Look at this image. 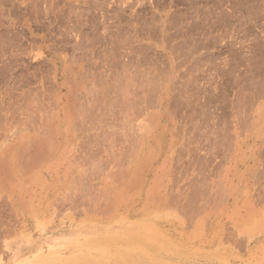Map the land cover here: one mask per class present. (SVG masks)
<instances>
[{
    "label": "rangeland",
    "instance_id": "374dc122",
    "mask_svg": "<svg viewBox=\"0 0 264 264\" xmlns=\"http://www.w3.org/2000/svg\"><path fill=\"white\" fill-rule=\"evenodd\" d=\"M219 1L0 0V109L34 101L38 120L0 148V264H264V56L248 104L223 100L228 42L260 44L264 19Z\"/></svg>",
    "mask_w": 264,
    "mask_h": 264
},
{
    "label": "bare ground",
    "instance_id": "6f19581e",
    "mask_svg": "<svg viewBox=\"0 0 264 264\" xmlns=\"http://www.w3.org/2000/svg\"><path fill=\"white\" fill-rule=\"evenodd\" d=\"M7 1H9V0H7ZM214 1H217V0H214ZM219 1V0H218ZM222 1V0H221ZM232 1V0H231ZM230 1V2H231ZM234 1V0H233ZM237 1H239V0H237ZM253 1V4H254V2H255V5H252V2ZM256 1H258V0H244V1H242L241 3H239V8H240V10H245V12H244V14L245 13H247V15L248 14H250V15H248V17L249 16H258V14H259V16H260V19L261 20H263L264 19V17L263 18H261L263 15H262V13L264 12V0H262L261 1V5H260V3H258L260 6H259V8L261 9V11L259 12V13H257V14H255V12H257L256 11V9H257V2ZM34 2V1H33ZM220 2V1H219ZM227 2V1H226ZM236 1H234L233 3H235ZM258 2H260V1H258ZM216 3H218V2H216ZM219 4H221V3H218V5ZM231 4H232V2H231ZM237 4V5H236ZM236 4H234L235 6H237V8H238V2L236 3ZM33 5V4H32ZM217 5V4H216ZM216 5H214V6H216ZM233 5V4H232ZM231 5V7L232 8H235V6H232ZM214 6H213V8H214ZM230 6V5H229ZM256 6V8H254V7ZM219 7H221V6H219ZM229 8V7H227L228 9H232V8ZM237 8H235L236 10H237ZM238 8V9H239ZM257 9L258 11L260 10V9ZM2 9V8H1ZM220 9V8H219ZM235 9H234V11H235ZM255 9V12H254V14H252V12H253V10ZM227 10V9H226ZM239 10V11H240ZM230 11V10H229ZM232 11V10H231ZM230 11V12H231ZM238 11V10H237ZM238 11V12H239ZM215 12V11H214ZM228 12V11H227ZM241 12V11H240ZM239 12V13H240ZM242 12V13H243ZM216 13V12H215ZM215 13H214V15H215ZM221 13L222 12H220V15H221ZM224 13H226V11H224ZM229 13V12H228ZM234 13H236V12H234ZM234 13H232L233 15H228V16H235L234 15ZM230 14V13H229ZM241 14V13H240ZM219 15V16H220ZM246 15V14H245ZM245 15H241L240 17L242 18V20H244V23H245V21H247V22H249L248 20H245L246 19V17H245ZM246 15V16H247ZM218 16V15H217ZM224 16V15H223ZM256 16V17H257ZM258 16V17H259ZM224 17H226V20H227V23L229 22L228 20L230 19L229 17H227L226 15L224 16ZM237 18V21H238V24L237 23H235V22H237V21H235V19L233 20V22H231V27H233L232 26V24H237L238 26H239V29H241V25H244L245 26V24L243 23V21L242 20H240L241 18ZM243 17H245V19H243ZM258 17L257 18H255L256 20L258 19ZM2 18V17H1ZM221 18H222V15H221ZM227 18H229V19H227ZM220 19V18H219ZM247 19H250V22L249 23H251L252 21L251 20H253L252 18H247ZM223 20H224V18H223ZM225 20V21H226ZM232 20V19H231ZM256 20H254L253 22L255 23V22H257L258 23V21H256ZM259 20V19H258ZM261 20H259V23H260V21ZM224 21V22H225ZM235 21V22H234ZM241 21H242V23H241ZM220 22V21H219ZM261 22H263V21H261ZM217 23V22H216ZM221 23V22H220ZM253 23V24H254ZM256 23V24H257ZM258 23V24H259ZM168 24V23H167ZM225 24H226V22H225ZM229 24H230V22H229ZM148 25V24H147ZM150 25V24H149ZM152 26V25H151ZM154 26V25H153ZM228 26V24L226 25V28H229V26ZM238 26H237V28H238ZM247 26H248V24H247ZM250 26H251V24H250ZM255 27H257L258 25H254ZM243 27V26H242ZM246 27V26H245ZM144 28V30H145V27H143ZM153 28V27H152ZM244 28V27H243ZM257 28H259V31H261V34H262V36H260L259 38H261L262 40H259L258 39V36H259V34L257 33L256 35H253V37H251V35L253 34H251V35H249L250 33H247V35L248 36H250V38H254V36L256 37L255 39H253V40H256L257 42H260V44L258 43V44H251L250 45V41H249V46L247 47V48H243L242 47V49L239 51V52H237V51H235L234 50V48H233V45L234 44H232L231 42H228L229 44H227L228 45V54H229V61L227 62V65H228V69H227V71H226V76H227V81H226V86L228 87V88H230L231 86H233V87H235L236 88V90H235V92L233 93H231L230 95H229V98H225V97H223L224 99L223 100H226L227 101V106H229V105H233V103H237V104H242V102H243V105L245 104V103H247V102H245V101H243L244 100V92H245V90L246 89H248V87L252 84V86H250V87H253V88H256V86L254 85V82H255V84L256 85H258L259 86V84L258 83H260V79L262 78V77H260V79L259 80H257L259 77H258V71H257V69L255 70V68H257V67H259V71H260V69H261V71H260V73L262 72L263 74H264V72H263V70H262V68L264 67H262V68H260L261 66H257V67H255V65H254V63H257L256 65H259L258 64V62L260 63V61H259V59H258V57L261 59L262 58V56H264V51L262 52V51H260V47H262V49H264V22L263 23H261V25H259V27H257ZM141 29V28H140ZM229 29H231V30H233L232 28H229ZM238 29V30H239ZM245 29H247V28H245ZM244 30V29H243ZM248 30V29H247ZM227 31H228V29H227ZM235 31H236V28H235ZM240 32H241V30H239ZM251 31H255V30H252L251 29ZM258 31V30H257ZM244 32H246L245 30L244 31H242L241 32V34L242 33H244ZM248 32V31H247ZM228 33V32H227ZM233 33V32H232ZM237 33H239V32H237ZM236 33V34H237ZM1 34V33H0ZM229 34V33H228ZM245 34V33H244ZM155 35V34H154ZM233 35V34H232ZM247 35H244V38L246 39V37H247ZM153 36V35H152ZM228 36H231V35H228ZM246 36V37H245ZM165 38H166V36H165ZM230 38V37H229ZM233 38V37H232ZM243 38V37H242ZM249 38V39H250ZM231 39V38H230ZM258 39V40H257ZM247 40V39H246ZM252 40V39H251ZM166 41V40H165ZM229 41H231V40H229ZM254 42L253 41V43H257V42ZM167 42V41H166ZM239 43H241V42H239ZM248 43V42H247ZM252 43V42H251ZM241 44H244V43H241ZM261 44H263L262 46H261ZM1 46V45H0ZM241 46V45H240ZM260 46V47H259ZM130 47H132V46H130ZM180 47V46H179ZM259 48V50H256L257 48ZM142 48V47H141ZM176 49H177V47H176ZM8 50H10V49H8ZM134 50V49H133ZM180 50V49H179ZM7 51V50H6ZM183 51V50H182ZM132 52V51H131ZM121 53H124V52H121ZM130 53V52H129ZM4 54V53H3ZM180 54V53H179ZM182 54V53H181ZM239 54H241V56H243V57H240V55ZM243 54V55H242ZM12 55V54H11ZM118 55H120L121 56V54H118ZM184 55V54H183ZM3 56V55H2ZM10 56V55H9ZM126 57V55H123V57ZM116 57H119V56H116ZM129 58V57H128ZM131 58V57H130ZM186 58H187V56H186ZM189 58V57H188ZM236 58H237V60H236ZM264 58V57H263ZM122 59V58H121ZM182 59V58H181ZM118 60H119V58H118ZM124 60V59H123ZM122 60V61H123ZM126 60V59H125ZM186 60V59H185ZM255 60H257L258 62H254ZM128 61V60H127ZM262 61H263V59H262ZM117 65L118 64H120V66H122L121 64L122 63H119V62H115ZM263 63V62H262ZM261 64V63H260ZM6 66V65H5ZM239 68V69H238ZM150 70V69H149ZM162 70V69H161ZM161 70H160V73H162L161 72ZM163 71V70H162ZM169 71V70H168ZM256 71V72H255ZM3 72V71H2ZM147 72H148V70H147ZM146 72V73H147ZM258 72V73H257ZM145 73V74H146ZM159 73V72H158ZM145 74H143V75H145ZM157 74V73H156ZM256 74H258V75H256ZM263 74H261L260 76H262ZM147 75V74H146ZM159 74H157L156 75V77L158 78V80H160L159 79V76H158ZM139 76V75H138ZM258 78H257V77ZM144 77V76H143ZM150 77V76H149ZM149 77H147V76H145V78H148L149 79ZM153 76H151V78H152ZM154 77H155V74H154ZM154 77H153V81L154 80H156L155 82H158L157 81V78L156 79H154ZM254 77L255 78H257L256 80L254 79ZM144 78V80L146 81V79ZM150 78V79H151ZM147 79V81H150V80H148ZM137 80V79H136ZM139 80V79H138ZM142 79H140V81H141ZM162 80V79H161ZM145 81H144V83L143 84H145ZM146 81V82H147ZM164 81V80H163ZM258 81V83H256ZM262 81V80H261ZM141 82H143V80L141 81ZM151 82V81H150ZM154 82V85L156 84V86H154L153 87V84L151 85L153 88H155L156 89V93L158 92V88L157 87H159V85H160V82L159 83H155ZM153 83V82H152ZM164 83V82H163ZM163 83H161V85H165V84H163ZM138 84L139 85H143L142 83H140V82H138L137 83V86H138ZM149 84V82L147 83V85ZM151 84V83H150ZM150 84H149V86H150ZM157 84H158V86H157ZM173 85H175V83L173 82ZM254 85V86H253ZM261 85H263V84H261L260 83V86ZM141 86H138V88H140ZM145 87H146V84L144 85ZM150 86V88H151V92L152 91H154L155 92V89L154 90H152L153 88ZM257 86V88H260V87H258ZM9 87V86H8ZM12 87H13V85H12ZM115 87V86H114ZM121 87V86H120ZM128 87V86H127ZM161 87V86H160ZM165 87H167V86H164V88ZM195 87V86H194ZM118 88V87H117ZM124 88V87H123ZM137 88V87H136ZM133 89L134 91H138L139 89ZM176 89L177 90V88L176 87H172V89ZM116 89V88H115ZM132 89V88H131ZM140 89H142V88H140ZM145 89H148V87L147 88H145ZM161 89V88H160ZM263 86H262V91H263ZM117 90H119V88L117 89ZM132 90V91H133ZM143 90H144V88H143ZM150 90V89H149ZM147 91L149 94H150V91ZM162 90V89H161ZM250 90H253V89H250ZM255 91H253V93L257 96V95H259V96H262V95H260V94H262L261 93V90L260 89H254ZM8 91V90H7ZM120 91V90H119ZM132 91H131V93H130V90H129V93L130 94H128V98H129V95H131V94H133L132 93ZM140 91H142V90H140ZM170 91H171V88H170ZM169 91V92H170ZM173 91V90H172ZM127 92H128V90H127ZM139 92V91H138ZM137 92V93H138ZM145 92H146V90H145ZM174 92V91H173ZM173 92H172V95H173ZM1 93H2V91H1ZM114 93H115V91H114ZM117 93V92H116ZM119 93H121V91L119 92ZM126 93V92H125ZM135 93V95L132 97V96H130L131 98V100L127 103V104H132L133 102H134V100L136 101V100H145L146 98H148V97H146L145 98V94H144V99H142V97L138 94V96L139 97H141V98H139L136 94V92H134ZM140 94L142 93V92H139ZM160 92H158V94H159ZM164 93V92H163ZM199 93V92H198ZM12 94V93H11ZM24 94V93H23ZM153 94V93H152ZM170 94V93H169ZM175 94V93H174ZM1 95V94H0ZM25 95V94H24ZM125 95V94H124ZM176 95V94H175ZM175 95H173V96H175ZM244 95V96H243ZM135 96H137L139 99H137ZM173 96L171 97V98H173ZM177 96V95H176ZM231 96V97H230ZM252 95H250V97H251ZM259 96H257V98L259 97ZM22 97H24V96H22ZM78 97V96H77ZM80 97V96H79ZM134 97H135V99H134ZM197 97H199L198 95H197ZM249 97V98H250ZM121 98V97H120ZM163 98H164V96H163ZM162 97H161V100H160V98H159V100H160V102L159 103H157V106L160 108V107H162V105H163V103H164V100H165V98H166V96H165V98L163 99ZM189 98H190V96H189ZM189 98L188 99H185V100H188V102H191V103H193V101H189ZM192 98V97H191ZM221 98V97H220ZM27 99V98H26ZM78 99V98H77ZM126 99H127V95H126ZM134 99V100H133ZM167 99V98H166ZM170 99V98H169ZM168 99V103L169 102H171L170 100ZM179 99V98H178ZM194 99H195V97H194ZM228 99V100H227ZM79 100V99H78ZM110 100V99H109ZM108 100V101H109ZM120 100V99H119ZM132 100H133V102H132ZM147 100V99H146ZM152 100V99H151ZM200 100V99H199ZM25 101V100H24ZM111 101H115V99L114 100H111ZM111 101H109V106L111 105ZM117 102H118V98H117V100H116ZM121 101V100H120ZM120 101H119V103H118V105H117V107L116 108H119V106L120 107H122L124 104H126V103H123L122 101H121V103H123L122 104V106H121V103H120ZM126 102L128 101V100H125ZM174 101H177L176 99H174ZM179 101H180V99H179ZM197 101V100H196ZM214 101V100H213ZM225 101V102H226ZM23 102V101H22ZM142 102V101H141ZM181 102V101H180ZM187 102V103H188ZM249 102V101H248ZM250 102H251V100H250ZM249 102V103H250ZM167 103V104H168ZM174 103V102H173ZM182 103V102H181ZM180 103V104H181ZM200 103V102H199ZM198 103V104H199ZM3 104V103H2ZM120 104V105H119ZM159 104V105H158ZM183 104V103H182ZM190 104V103H189ZM197 104V103H196ZM248 104V103H247ZM132 105H134L135 106V102L132 104ZM169 105V104H168ZM168 105H166V106H168ZM203 105H205L204 103H203ZM250 105H252V104H250ZM11 106V105H10ZM129 106H131V105H129ZM165 106V105H164ZM165 106V108H167ZM182 106V105H181ZM194 107H196L197 105H195V102H194V105H193ZM193 106L191 105V107H192V109H193ZM12 107V106H11ZM124 107V106H123ZM121 108V110L124 112V110L123 109H127L128 108V105H127V108L126 107H124V108ZM169 107V106H168ZM198 107V106H197ZM200 107H201V105H200ZM205 107V106H204ZM0 108H3V106L2 107H0ZM8 108H10V107H8ZM5 109V107H4V109H0V121H3V120H5V121H7V122H9L10 120H13V116L16 114V115H18V117H19V119L17 118V117H15L14 119H18V120H13V122L15 121H17L16 122V125L14 126L13 125V127H11L10 128V131H8V132H6V133H3V134H1V136H0V148H1V146H2V143H3V141H4V139H7L8 138V136L9 135H11V134H14L16 131H23V132H27V130H28V128H32L33 126H34V128H36V124H38L37 122H38V120H35V112L37 111L36 110V105H35V103H34V101H31V102H29V101H27V102H23L22 103V106L21 105H19L18 106V108H17V111H14L12 108L11 109ZM111 108V107H110ZM189 108V107H188ZM211 108V107H210ZM15 109V108H14ZM41 109H45L44 107H41ZM40 109V110H41ZM65 109V108H64ZM63 109V110H64ZM140 109V108H139ZM138 109V110H139ZM143 109V108H142ZM142 109H140V110H142ZM168 109V108H167ZM62 110V111H63ZM111 110H113V113H114V115L115 116H118V115H120L119 117H120V119L122 118V116H121V114H119L120 113V110L118 109V111H119V113L116 111H114V108L112 109L111 108ZM191 109H189V111H190ZM125 111H127V110H125ZM191 111H193V110H191ZM190 111V112H191ZM203 111V110H202ZM206 111V110H205ZM42 112H43V110H42ZM48 112V111H47ZM109 112H111L110 110H109ZM122 112V113H123ZM136 113L138 112V111H135ZM141 112H143V111H141ZM168 112V111H167ZM126 113H128V116H129V114H130V112H126ZM135 113V114H136ZM162 113V112H161ZM35 114V115H34ZM123 114H125V112L123 113ZM163 114V113H162ZM113 115V114H112ZM125 115H127V114H125ZM137 115V114H136ZM143 115V114H142ZM141 115V116H142ZM140 116V117H141ZM35 117V118H34ZM119 117H117L118 119H119ZM130 117V116H129ZM136 117V116H135ZM116 118V117H115ZM126 117H124V119H125ZM132 118V117H131ZM138 118V117H137ZM162 118V117H161ZM163 118H164V115H163ZM38 119V118H37ZM117 119V120H118ZM119 119V120H120ZM123 119V118H122ZM135 118H133V120H134ZM144 119V118H143ZM155 119V118H154ZM165 119V118H164ZM58 120V119H57ZM116 120V121H117ZM126 120V119H125ZM129 120V119H128ZM127 120V121H128ZM165 120H167V119H165ZM40 121L41 120H39V123H40ZM130 121H131V119H130ZM130 121H128V122H130ZM143 121H145V120H143ZM13 122H10V123H12L13 124ZM63 120H59V124L60 125H63ZM67 122V121H66ZM118 122V121H117ZM121 122V125H120V127H124V124L125 123H128V122H125V121H123L124 122V124L122 125V121H119L118 123H120ZM132 122V121H131ZM168 122V121H167ZM42 124V123H41ZM40 124V125H41ZM59 124H56V125H58V128H59ZM66 124V123H65ZM129 124V123H128ZM127 124V125H128ZM159 124V123H158ZM207 124V123H206ZM46 125V124H45ZM118 126H119V124H117ZM116 125V126H117ZM169 125V124H168ZM55 126V125H54ZM115 126V127H116ZM117 126V127H118ZM129 126L131 127V125L129 124ZM160 126H162V125H160ZM209 126V125H208ZM51 127V126H50ZM114 127V126H113ZM114 127V128H115ZM122 127V128H123ZM128 127V126H127ZM143 127V126H142ZM166 127V126H165ZM111 128H112V126H111ZM124 128H126V127H124ZM134 127L132 126V129H133ZM162 128V127H161ZM107 129H110V128H107ZM119 129V128H118ZM129 130L131 129V128H128ZM128 129H126V130H128ZM131 129V132L132 131H134V130H132ZM137 129V128H136ZM135 129V130H136ZM139 129V128H138ZM35 130V129H34ZM33 130V131H34ZM111 130V129H110ZM120 130V129H119ZM127 131L128 133L130 132V131ZM125 131V130H124ZM164 131V130H163ZM166 132H167V129L165 130ZM30 132H31V130H30ZM165 133V132H164ZM163 133V134H164ZM108 134V133H107ZM127 133H125V135H126ZM131 135H132V133H130ZM138 134V133H137ZM162 134V135H163ZM167 134V133H166ZM166 134H164L163 136L161 135V138L163 137H166ZM129 135V134H128ZM127 135V136H128ZM130 135V136H131ZM58 137V136H57ZM109 137V136H108ZM115 137V136H114ZM125 137V136H124ZM132 137H134V136H131V140H132ZM127 138H129L130 139V137H127ZM116 139V138H115ZM128 139V140H129ZM34 141V140H33ZM36 141V140H35ZM130 141V140H129ZM148 141V140H147ZM162 141H164L163 139H162ZM131 143H133L132 141H131ZM42 150V142L41 143H39V142H34V143H31L29 146H25V147H21V148H17V149H15V152L16 153H14V150H13V156H12V158H13V160L15 161V163H16V166H18L19 168H20V165H22L23 163H25V162H27L28 161V159L29 158H33V157H36L39 153H40V151ZM10 167V169H11V166H9ZM18 168V169H19ZM17 172V171H16ZM150 172V171H149ZM148 172V173H149ZM147 173V174H148ZM13 174V173H12ZM146 174V175H147ZM145 175V178L143 179V181H142V184L143 183H145V179H146V176ZM144 185V184H143ZM40 240H42V237H40V239H39V241ZM242 242V241H241ZM1 257V256H0Z\"/></svg>",
    "mask_w": 264,
    "mask_h": 264
},
{
    "label": "crops",
    "instance_id": "0c3cea01",
    "mask_svg": "<svg viewBox=\"0 0 264 264\" xmlns=\"http://www.w3.org/2000/svg\"><path fill=\"white\" fill-rule=\"evenodd\" d=\"M32 253H33V252H31V253H29V254L23 256V257H20L21 255H19L18 259H19V260H22V259H26V258H31ZM9 260H10V259H9ZM9 260H8V261H9ZM7 263H8V262H7ZM29 264H31V262H30Z\"/></svg>",
    "mask_w": 264,
    "mask_h": 264
}]
</instances>
